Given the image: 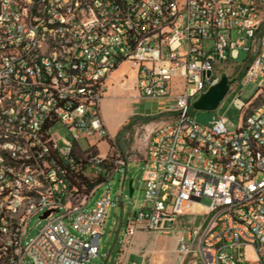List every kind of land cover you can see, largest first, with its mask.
Listing matches in <instances>:
<instances>
[{
    "label": "built area",
    "instance_id": "built-area-1",
    "mask_svg": "<svg viewBox=\"0 0 264 264\" xmlns=\"http://www.w3.org/2000/svg\"><path fill=\"white\" fill-rule=\"evenodd\" d=\"M263 21L264 0H0V264H86L98 256L109 191L86 207L125 165L109 153L114 146L98 147L113 140L101 102L125 61L136 95L165 99L175 114L148 137L143 198L125 240L140 225L174 232L191 203L205 216L187 229L194 264H264ZM240 50L248 53L240 82L256 86L248 100H234L240 122L233 130L223 116L199 122L193 102L219 82L216 64ZM59 123L68 132L62 145ZM34 217L48 221L30 237Z\"/></svg>",
    "mask_w": 264,
    "mask_h": 264
},
{
    "label": "rangeland",
    "instance_id": "rangeland-1",
    "mask_svg": "<svg viewBox=\"0 0 264 264\" xmlns=\"http://www.w3.org/2000/svg\"><path fill=\"white\" fill-rule=\"evenodd\" d=\"M264 35V21L261 27L258 29L257 41ZM248 64V53L244 50L239 51L237 58L229 61L227 63H217L216 72L222 77L226 75L229 79L233 80V88L230 89L224 99L221 101L219 106L215 110H196L193 109L192 112L196 118L201 123H209L213 116H223L226 120V125L229 130L236 128L237 124L240 122L243 111L236 106L234 100L238 98L240 94L241 100H248L253 96L256 86L254 84L243 85L240 82L241 75L244 73L246 65ZM127 74L129 85L133 76L132 70L129 69V63L123 62L119 68L113 73L112 82L109 83L107 94H112L113 89L117 88V95H125L128 92H133L132 89L125 88L116 84L118 79L122 75ZM114 87V88H113ZM182 88V82L180 79L174 80V91H180ZM197 97V96H196ZM262 96H259L252 104L256 106ZM162 101V100H159ZM135 103L144 110V100L137 99ZM251 106V107H252ZM175 118V114L170 111H165L157 115L150 114H139L133 115L128 118L124 128L121 130L119 136L114 137L115 145L109 151V153H114L119 155L121 159L125 162V165H120L118 170L114 173L113 177L106 181L103 185L99 187L90 198L88 206L90 208L96 199L100 197L107 190L111 196V205L108 208V213L104 225L103 234L101 237V242L99 246V254L97 257L92 258L86 264H104L106 260V255L109 252L111 245L114 241L116 230L119 227V223L122 222V230L126 224L129 214L132 212L134 205H136L143 198L142 190V175L144 170V161L142 160L147 143V137L149 133L158 125L171 121ZM67 128L62 124H57L54 130V137L58 140V144L62 145L61 139L67 137ZM84 148H87V142L85 140L80 141ZM99 152L107 153L109 144L107 141H101L98 144ZM125 177V182L122 184V180ZM132 180V186L134 192L132 196L129 195V181ZM210 200L206 197L201 199V204L207 206ZM204 216L198 214L195 220V226H200ZM48 219L39 220L34 217L30 222V237L35 236L40 229L47 223ZM117 222V224H113ZM70 231L73 232L72 226L67 224ZM186 232V231H185ZM187 233V232H186ZM185 233L183 242L185 245L177 248V255H175L176 260H180L181 264H193L195 257V246H191L187 250L188 237ZM178 237L177 231L171 233Z\"/></svg>",
    "mask_w": 264,
    "mask_h": 264
},
{
    "label": "crops",
    "instance_id": "crops-1",
    "mask_svg": "<svg viewBox=\"0 0 264 264\" xmlns=\"http://www.w3.org/2000/svg\"><path fill=\"white\" fill-rule=\"evenodd\" d=\"M117 88L113 89L111 95L107 94L106 91L101 102L102 116L109 135L113 139L118 136L129 117L139 114L157 115L167 111L168 101L165 99L159 101L139 97L136 95L131 84L125 88L132 89L133 92H128L125 95H117ZM137 99L144 100V110L138 106L139 104L135 103ZM142 160L145 163L146 149ZM194 209L195 205L193 206L189 203L184 213L178 217L174 231H177L179 234V239L171 233L164 234L151 231L140 225L135 234L126 241L127 221L123 230V223L120 222L104 264H181L180 260H176L175 255L178 254L177 248L180 247V244L184 243L183 239L187 229L195 226L196 216L199 213H195ZM113 224H117V222H113Z\"/></svg>",
    "mask_w": 264,
    "mask_h": 264
},
{
    "label": "water",
    "instance_id": "water-1",
    "mask_svg": "<svg viewBox=\"0 0 264 264\" xmlns=\"http://www.w3.org/2000/svg\"><path fill=\"white\" fill-rule=\"evenodd\" d=\"M229 78L226 75H223L219 82L213 86H211L205 93H203L198 99H196L192 107L196 110H215L224 97L227 95L229 88H230ZM133 186L132 180L129 181V195L132 196L133 194ZM49 211L45 212V215L48 214ZM171 225V223H168Z\"/></svg>",
    "mask_w": 264,
    "mask_h": 264
},
{
    "label": "trees",
    "instance_id": "trees-1",
    "mask_svg": "<svg viewBox=\"0 0 264 264\" xmlns=\"http://www.w3.org/2000/svg\"><path fill=\"white\" fill-rule=\"evenodd\" d=\"M243 75V74H242ZM241 75V76H242ZM124 128V127H123ZM120 133H121V131H120ZM120 133L118 134V136L120 135ZM108 143H109V145L110 146H114L115 145V141L114 140H112L111 138H108ZM95 153L97 152V150L96 149H94L93 150ZM105 167H106V170L104 171V174L106 173V172H108V171H110L111 170V165L110 164H105ZM104 174H102V175H100V178L98 179V180H101V179H103V180H106V175H104ZM93 185V183L92 182H89L88 183V186L89 187H91Z\"/></svg>",
    "mask_w": 264,
    "mask_h": 264
},
{
    "label": "bare ground",
    "instance_id": "bare-ground-1",
    "mask_svg": "<svg viewBox=\"0 0 264 264\" xmlns=\"http://www.w3.org/2000/svg\"><path fill=\"white\" fill-rule=\"evenodd\" d=\"M183 245H185V243L180 244V246H183Z\"/></svg>",
    "mask_w": 264,
    "mask_h": 264
}]
</instances>
